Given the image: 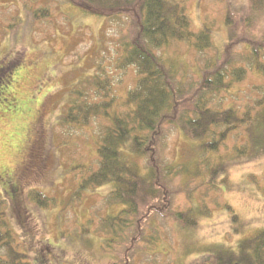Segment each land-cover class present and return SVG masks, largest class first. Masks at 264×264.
<instances>
[{
  "label": "rangeland",
  "instance_id": "obj_1",
  "mask_svg": "<svg viewBox=\"0 0 264 264\" xmlns=\"http://www.w3.org/2000/svg\"><path fill=\"white\" fill-rule=\"evenodd\" d=\"M177 1L186 8L191 30L209 27L211 36L210 47L202 52L186 42L160 51L184 85L196 84L206 64L225 57L230 42L227 15L242 37L264 40V9L251 10L249 0ZM86 10L72 0H0V200L30 264H122L120 255L104 250L106 235L101 232L103 219L117 213V207L107 204L111 185L80 188L97 169L96 149L109 118L100 115L85 125H67L61 116L73 91L82 93L81 100L100 105L111 101L106 109L111 117L123 112L137 73L120 65L123 23ZM229 56L230 85L213 98V108H233L240 115L262 113L264 75L249 61L248 44L237 41ZM240 69L239 80L230 77ZM256 125L250 130L257 138L262 127ZM246 129L233 132L218 153L200 165L201 177L190 184L191 199L175 198L180 210L206 208L208 213L191 229L171 219L154 220L158 240L140 243L134 264H214L211 250L235 248L240 240L264 230V150L260 144L254 148L250 140L255 137ZM195 142L181 131H170L167 161L199 163ZM235 147L249 151L236 155ZM218 161L227 175L220 190L210 179L206 183L208 166ZM136 162L144 166L142 159ZM222 177L212 178L213 184ZM34 191L46 197V206L31 198ZM226 206L237 215V223ZM150 235L147 230L145 238Z\"/></svg>",
  "mask_w": 264,
  "mask_h": 264
},
{
  "label": "trees",
  "instance_id": "obj_2",
  "mask_svg": "<svg viewBox=\"0 0 264 264\" xmlns=\"http://www.w3.org/2000/svg\"><path fill=\"white\" fill-rule=\"evenodd\" d=\"M72 1L75 4L77 1L92 15L123 23L120 65L133 67L137 73L136 84L124 99L123 112L111 117L106 110L111 101L100 105L81 100L82 93L73 91L67 112L61 116L62 123L67 125H85L91 117L100 115L109 118V125L104 127L96 149L97 169L82 181L80 188L111 185L107 204L117 207V213L101 222V232L106 235L104 250L109 254L116 252V257L120 255L118 261L122 264H134L139 244L145 241L153 243L154 238L158 240L154 235L155 227H152L154 220L171 219L175 224L191 229L198 225L199 218L208 213L205 207L180 210L175 198L179 195L188 200L192 198L190 184L201 177L200 165L206 164L209 156L216 155L233 132L244 126L247 135L250 132L249 135L255 137L250 128L258 122L262 136L250 142H255L254 148L260 144L264 150V111L256 115L246 111L240 115L233 108L215 109L212 106L213 98L230 85L226 81V68L232 62L229 52L237 41L248 44L249 61L256 72L264 75V40L242 37L235 21L227 15L225 23L229 27L230 42L226 45L225 57L218 63L206 64L196 84L184 85L179 82L174 67L161 58L160 51L171 43L186 42L202 52L210 47L211 36L209 27L198 32L191 30L181 1ZM249 1L251 10L264 9V0ZM233 34L241 37H232ZM242 74L240 69L230 77L239 80ZM256 128L259 129L257 125ZM172 130L181 131L196 141L193 147L201 158L199 163L193 159L190 164L167 161V138ZM246 143L250 147L247 139ZM248 148L241 151L235 147V153L244 155ZM252 149L253 146L250 147ZM138 159L144 161V166L137 164ZM208 168L206 183L210 179L209 184L220 190L227 176L223 162H214ZM219 174L223 177L216 180L217 183L214 180V185L212 178ZM31 198L38 205L47 204L46 197L38 191L32 192ZM4 207V201L0 200V264H30L28 254L20 249L8 225ZM226 209L232 213V221L237 223V215L229 206ZM147 230L153 234L148 239L145 238ZM211 251L215 255L214 264H264V230L240 240L235 248L218 246ZM109 264L118 263L112 260Z\"/></svg>",
  "mask_w": 264,
  "mask_h": 264
}]
</instances>
